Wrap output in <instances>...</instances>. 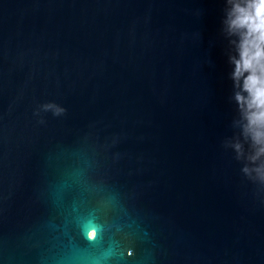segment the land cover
I'll return each mask as SVG.
<instances>
[{
	"label": "water",
	"instance_id": "water-1",
	"mask_svg": "<svg viewBox=\"0 0 264 264\" xmlns=\"http://www.w3.org/2000/svg\"><path fill=\"white\" fill-rule=\"evenodd\" d=\"M242 0H0V264H264Z\"/></svg>",
	"mask_w": 264,
	"mask_h": 264
},
{
	"label": "clouds",
	"instance_id": "clouds-1",
	"mask_svg": "<svg viewBox=\"0 0 264 264\" xmlns=\"http://www.w3.org/2000/svg\"><path fill=\"white\" fill-rule=\"evenodd\" d=\"M231 34L239 37L240 59L235 61L234 78L248 73L244 82L247 100V131L264 152V0H242L233 4L227 18Z\"/></svg>",
	"mask_w": 264,
	"mask_h": 264
}]
</instances>
